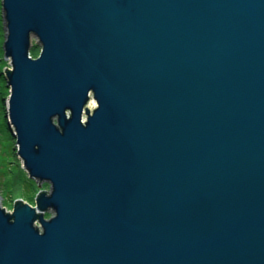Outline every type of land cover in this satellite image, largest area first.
Returning a JSON list of instances; mask_svg holds the SVG:
<instances>
[{"label":"water","instance_id":"95a60500","mask_svg":"<svg viewBox=\"0 0 264 264\" xmlns=\"http://www.w3.org/2000/svg\"><path fill=\"white\" fill-rule=\"evenodd\" d=\"M1 8L6 125L50 191L0 206V264H264V0Z\"/></svg>","mask_w":264,"mask_h":264},{"label":"rangeland","instance_id":"374dc122","mask_svg":"<svg viewBox=\"0 0 264 264\" xmlns=\"http://www.w3.org/2000/svg\"><path fill=\"white\" fill-rule=\"evenodd\" d=\"M4 22L0 0V71H2L3 75H5L6 68H11L10 60L4 56L3 52V42L6 33ZM36 40L35 36L31 37V43L33 44L31 48L33 49H30V55L37 56L40 52L41 46ZM7 95L8 87L0 76V206L5 211L11 212L16 200L28 202L34 206L37 194L42 191L48 193L50 185L46 181L30 177L17 155L15 137L7 127L4 117V106ZM90 100H93L94 106H92ZM86 107L90 112L96 107V102L92 99V96H90ZM85 117L84 115V120ZM53 214L54 210L52 208H48L43 212V216L46 219L50 218ZM37 224L39 223L37 222Z\"/></svg>","mask_w":264,"mask_h":264},{"label":"trees","instance_id":"16d2710c","mask_svg":"<svg viewBox=\"0 0 264 264\" xmlns=\"http://www.w3.org/2000/svg\"><path fill=\"white\" fill-rule=\"evenodd\" d=\"M32 47H33V45H32ZM31 49H33V48H31ZM31 53H33V52L31 51ZM33 54H34V53H33ZM31 55H32V54H31ZM32 56H36V55H32ZM0 69H1V67H0ZM0 76H1V78L4 79V82H5V84H6V80H5V78H4V75H3L2 71H0Z\"/></svg>","mask_w":264,"mask_h":264},{"label":"bare ground","instance_id":"6f19581e","mask_svg":"<svg viewBox=\"0 0 264 264\" xmlns=\"http://www.w3.org/2000/svg\"><path fill=\"white\" fill-rule=\"evenodd\" d=\"M90 102H91L92 106H94V105H95V103L93 102V100H90Z\"/></svg>","mask_w":264,"mask_h":264},{"label":"built area","instance_id":"2783aa9c","mask_svg":"<svg viewBox=\"0 0 264 264\" xmlns=\"http://www.w3.org/2000/svg\"><path fill=\"white\" fill-rule=\"evenodd\" d=\"M31 56V55H30Z\"/></svg>","mask_w":264,"mask_h":264}]
</instances>
